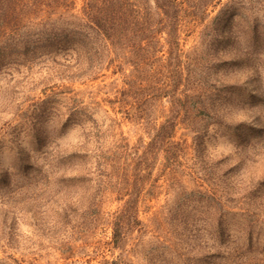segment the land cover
Here are the masks:
<instances>
[{"label":"rangeland","instance_id":"obj_1","mask_svg":"<svg viewBox=\"0 0 264 264\" xmlns=\"http://www.w3.org/2000/svg\"><path fill=\"white\" fill-rule=\"evenodd\" d=\"M77 5L81 6L80 1ZM219 9L209 8L205 14L206 28L204 23L183 20L181 36L183 49L192 59L190 64L197 70L194 77L200 89H195V101L206 109L202 126L208 132L201 141L202 157L195 152V132L190 128L178 125L174 141L187 142L190 147L181 158L184 167L178 169L185 191L194 198L195 191L210 190L219 198L225 187L231 193L228 206L222 209L216 204L210 209L190 203V207L180 208L183 193L179 187H169L167 182L160 181L162 187L157 196L151 200L144 198L139 207L142 227L127 240L123 264H162L156 236H163V229L170 231L173 242L179 241L178 233H185L194 243L219 254L212 262L198 264H264V36L259 45L248 37L236 44L222 42L225 33L221 26L217 34L210 32ZM165 38L162 35V43ZM213 38L219 42L215 48L210 42ZM246 50L258 53L246 61L243 59ZM4 71L0 76V264H110L121 253L111 244L110 218L123 202H118L116 194L98 191L99 181L108 180L100 170L113 160L122 164L141 155L155 130L166 120L169 99L155 100L150 118L132 122L119 112L117 104L108 102L115 101L114 88L120 89L122 84L119 75H112V68L87 84L85 80L57 81L58 85L70 86L72 92L54 96L55 108L64 114L81 104L88 107L89 121L62 129L57 118L56 123L40 126L37 133L32 126L38 111L31 99L35 94L44 98L39 88L43 69L14 67ZM14 73L22 75L20 79L35 76V90H25L19 97L6 92L10 90L9 77ZM215 119L219 125H214ZM95 128L101 131L99 140L88 135ZM33 135L45 138L41 148ZM80 146L91 150L81 167L66 166L68 169L62 174V170L56 173L55 169H49L52 158L42 161L40 152L73 150ZM22 155L35 163L34 169L39 167L41 171L33 175L13 173L16 157ZM105 158L108 161L100 165ZM159 162L162 160L155 166L154 177L162 172ZM113 171L105 169V174ZM86 173L83 181L77 183L75 176ZM210 176L217 181L209 182ZM243 195L254 198L238 201ZM79 201L83 209L90 206V201L96 202V206L86 209L96 221L78 211ZM176 210L183 212L182 225L178 220H169ZM182 260L174 257L168 264H183Z\"/></svg>","mask_w":264,"mask_h":264},{"label":"trees","instance_id":"obj_2","mask_svg":"<svg viewBox=\"0 0 264 264\" xmlns=\"http://www.w3.org/2000/svg\"><path fill=\"white\" fill-rule=\"evenodd\" d=\"M78 1L80 7L77 5ZM192 1L0 0V76L5 73L4 70L11 71L14 67L17 70L34 66L43 69L40 78V82L43 83L39 88L44 98L35 94L31 99L33 107L38 111L32 126L33 132L36 130L39 133L40 126L51 121L56 123L57 118L62 129L82 126L89 121L88 107L81 104H77L73 110L64 114L55 108L54 96L72 92L70 86L58 85L57 81L71 83L85 80L87 84L98 80L105 75L103 74L105 70L112 68V75H119L122 84L120 89L114 88L115 101L108 102L117 104L119 112L124 113L126 119L133 120L132 122L150 118L155 100L169 99L168 116L155 130L151 142L141 155L122 164L113 160L100 170L102 177L108 180L99 181L98 191L116 194L119 197L118 202H123L121 208L110 218L111 244L113 249L121 251L110 264H123L127 240L132 233L139 232L142 227L139 207L143 200L148 197L151 200L157 196L158 190L162 187L159 182L162 180L164 183L167 182L169 187L177 185L183 193L180 208L186 209L191 206L190 203H198L200 208L204 206L210 209L216 204L219 208L228 206V195L231 193L225 187L221 190L219 198L210 190L195 191L194 194L198 196L194 195L195 197L191 198L190 193L185 191L178 171L183 166L181 158L190 147L187 142L182 144L174 141L177 126L184 125L195 132L193 144L195 152L200 153L199 157H202L201 141L203 143L205 132H208L207 127L202 126L206 119L203 111L206 109L195 101L197 98L195 89H200L194 77L197 70L191 66L192 59L188 56L189 52L184 51L181 42L184 33L183 20L189 18L192 24L203 25L209 8L218 6L220 9L212 19L213 28L211 27L210 32L217 34L221 26L225 33L222 42L234 41L233 44H236L241 38L248 37L254 44L259 45L264 36V0L225 2L196 0L194 3ZM162 35L166 37L164 43L161 40ZM210 42L214 48L219 44L216 38ZM257 53V50L256 53H249L246 50L243 59L249 61V57ZM21 76L14 73L9 77L11 80L7 88L10 90L6 89V92H14V95L19 97L25 90L28 92L35 90L37 84L35 76L20 79ZM204 93L205 90L202 94ZM96 104L94 103V106ZM216 120H212L214 125H219ZM100 134L99 128H95L92 132L89 130L88 135L99 140ZM33 136L38 148H41L45 138ZM89 152L91 150H87L86 146H80L73 150L64 149L40 154L43 155L41 156L43 162L52 158L48 166L51 171L55 169L58 173L62 170L63 174L68 169L66 166L81 167ZM97 152L100 153L101 150H96ZM160 159L162 172L154 177L155 166ZM107 161L105 158L99 163L101 165ZM34 167L35 163L29 158L24 155L17 156L13 164V173L29 172L33 175L36 171L38 173L41 171V168ZM108 168L113 169V173L105 174V169ZM205 170L211 172L207 167ZM86 175L87 173L76 175L74 179L80 183ZM192 175L202 177L196 172H192ZM207 179L209 182L216 180L212 176ZM71 182L73 181L69 183ZM242 191L244 189L237 192L238 195H241ZM243 198L253 200L254 196L243 195L238 201ZM90 203V206H96L95 201ZM77 205L83 216L93 218L86 210L90 206L83 209L80 201ZM182 213L176 210L169 220L172 222L178 220L182 225L185 219ZM156 218L158 217L155 216ZM161 225L163 226L162 221ZM161 234L163 236H156V241L160 257L163 258L162 264L172 263L174 257L182 258L183 264L212 262L219 257L217 252L215 254L209 252L201 243H194L185 233H178V242L172 241V234L167 229H163Z\"/></svg>","mask_w":264,"mask_h":264}]
</instances>
